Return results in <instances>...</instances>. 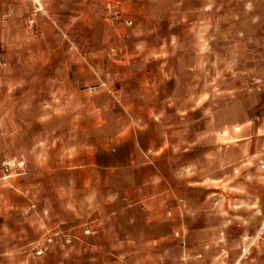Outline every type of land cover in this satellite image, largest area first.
Here are the masks:
<instances>
[{"label": "rangeland", "instance_id": "rangeland-1", "mask_svg": "<svg viewBox=\"0 0 264 264\" xmlns=\"http://www.w3.org/2000/svg\"><path fill=\"white\" fill-rule=\"evenodd\" d=\"M149 113L170 129L158 156L173 165L161 171L188 182L174 188L183 222L173 245L181 231L189 255H205H186V264H215L222 249L238 259L241 237L264 220V0H0V264L146 263L155 250L78 253L100 236L101 217L51 220L24 178L37 146L61 144L98 116L143 125L136 116ZM171 114L186 125L166 121ZM11 159L25 161L22 174L5 170ZM71 226L72 244L45 243ZM181 262L172 250L168 263ZM240 264H264V234Z\"/></svg>", "mask_w": 264, "mask_h": 264}, {"label": "crops", "instance_id": "crops-1", "mask_svg": "<svg viewBox=\"0 0 264 264\" xmlns=\"http://www.w3.org/2000/svg\"><path fill=\"white\" fill-rule=\"evenodd\" d=\"M137 101L143 104L142 98ZM153 101L150 98L151 104ZM86 103L94 104L95 100L90 98ZM118 116L89 119L91 128L70 129L63 143L37 146L40 156L36 162H29L24 178L30 202L35 198L43 201V214L49 211L53 221H75L96 213L101 217L104 227L100 236L78 245L77 252L82 255L94 249H149L155 251L146 257L145 264H169V254L176 250L181 261L193 249L187 246L191 242L184 234L174 246L170 233L175 222H183L174 188L188 182L162 172L164 164L172 167L173 162L169 155L158 156L168 147L170 129L158 123L157 113L135 115V120L138 117L146 122L143 125L128 123L123 114ZM167 117L168 122L186 125V118H174V114ZM95 120L100 123L94 125ZM168 210L173 211V218L167 216ZM186 221L189 223L188 216ZM124 255L118 251L119 260ZM189 256L197 259L205 255Z\"/></svg>", "mask_w": 264, "mask_h": 264}, {"label": "built area", "instance_id": "built-area-1", "mask_svg": "<svg viewBox=\"0 0 264 264\" xmlns=\"http://www.w3.org/2000/svg\"><path fill=\"white\" fill-rule=\"evenodd\" d=\"M5 167V170H10V169H19L20 174H22V171H24L25 169V161L24 160H15V159H11V160H7L5 162H3L2 164ZM264 166V165H263ZM183 201L180 200V203H182ZM181 206H184L183 204H181ZM169 215L172 214L171 211L168 212ZM83 227L82 228V233L84 235H91L94 233L93 229L89 226H80ZM77 228L78 226H71L68 229H57L55 230L53 235L50 236H45V243L46 244H51L54 243L56 238L59 237L61 238L62 242L66 245L72 244L75 240L79 239V234L77 232ZM264 234V220L263 222L260 224L258 230L255 232V234L253 235H244L241 237V241H240V251L241 254L239 256L238 259L236 260H231L229 259V254L226 250H223L222 253L220 254L218 260L216 261L215 264H240L241 260L243 258H246L247 255L250 253L251 248L259 241V239H261L262 235ZM176 237L179 238H183V234L181 233V231H177L176 232ZM221 237V241L223 239V233L220 234ZM36 254L37 255H43L44 252L47 250L46 246H43V244L39 243L36 246ZM181 264H186V258L184 257L182 259Z\"/></svg>", "mask_w": 264, "mask_h": 264}]
</instances>
